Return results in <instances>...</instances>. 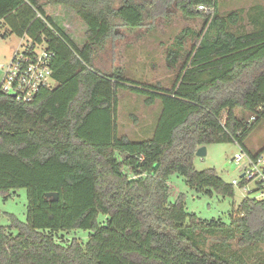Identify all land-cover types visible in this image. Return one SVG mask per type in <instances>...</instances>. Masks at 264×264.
Returning <instances> with one entry per match:
<instances>
[{"label":"trees","instance_id":"1","mask_svg":"<svg viewBox=\"0 0 264 264\" xmlns=\"http://www.w3.org/2000/svg\"><path fill=\"white\" fill-rule=\"evenodd\" d=\"M117 1L0 0V27L53 51L56 81L29 103L0 92V195L28 191L26 221L10 213L11 224H0V264H238L224 250L264 242V199L251 193L233 203L229 223L202 219L184 193L171 199L169 180L178 174L195 191L234 197L235 185L216 170L195 168L198 148L236 142L264 152L246 144L264 119V0L255 28L242 32L234 30L242 11L222 14L218 0ZM48 5L77 13L87 26L83 45ZM172 5L204 22L168 47V65L181 64L171 88L100 64L119 27L139 29ZM122 90L162 104L151 137L120 135ZM73 230L89 236H59Z\"/></svg>","mask_w":264,"mask_h":264},{"label":"rangeland","instance_id":"2","mask_svg":"<svg viewBox=\"0 0 264 264\" xmlns=\"http://www.w3.org/2000/svg\"><path fill=\"white\" fill-rule=\"evenodd\" d=\"M218 1L219 11L222 14L234 10L242 11V19L238 27H234L235 31H250L255 28L254 19L261 12L263 0ZM117 2L119 4V0ZM47 11L58 24H61L70 33L77 44L81 46L85 43L87 26L75 11L62 5H48ZM203 22L202 18H186L177 5L168 8L162 7V10L153 19L148 20L139 29L130 30L119 27L116 36L120 39L111 37L106 45V50L100 52V64L107 65L105 69H108L109 66H120L124 69L127 78L139 83H159L166 88H171L180 72L181 64L176 68L168 65L167 49L185 29L199 31ZM29 42L27 37L12 34L8 26L0 27V63L9 62L15 50L22 49L23 45H27ZM195 42V38L188 37L187 49L190 50ZM2 77L3 71L0 70V82ZM162 108L159 101L147 106L142 95L134 94L128 90L120 91L117 116L120 135L134 140L151 137ZM246 144L253 151L264 147V119L249 135ZM206 146V156L195 157V168L200 171L214 169L229 183H232L234 179L239 181L245 161L241 165H237L232 158L240 152V146L236 142L211 143ZM169 183L172 191L171 199L174 200L180 193H184L189 212L197 213L202 219L222 218L227 223L230 221L229 211L232 204H238L251 189L255 188L254 181L246 186L235 185V196L223 197L218 193L210 196L191 189L185 179L178 174L172 175ZM0 208L2 211L0 224L6 226L11 224L10 213L25 222L28 211L27 189L11 191L7 199L0 195ZM59 236L65 242L73 238L85 240L88 238L89 232L73 230L60 233ZM220 241L221 239L213 240L215 243H220ZM224 252L238 264H264V242L244 249L239 248L233 242Z\"/></svg>","mask_w":264,"mask_h":264},{"label":"built area","instance_id":"3","mask_svg":"<svg viewBox=\"0 0 264 264\" xmlns=\"http://www.w3.org/2000/svg\"><path fill=\"white\" fill-rule=\"evenodd\" d=\"M198 8L200 11H214L206 5H200ZM43 46L29 42L23 45L22 49L15 50L9 62L0 63V70L3 71L1 93L10 95L18 102L29 103L34 101L41 90L55 87L52 68L54 52ZM240 149L232 160L237 165H241L243 161L245 163L240 180L234 179L232 183L234 185L245 183L243 186H246L254 181L255 188L247 195L254 193L255 198L264 199V152L252 155L241 146Z\"/></svg>","mask_w":264,"mask_h":264},{"label":"water","instance_id":"4","mask_svg":"<svg viewBox=\"0 0 264 264\" xmlns=\"http://www.w3.org/2000/svg\"><path fill=\"white\" fill-rule=\"evenodd\" d=\"M207 154V146H201L198 148L196 155L199 157H204ZM243 176V175H242ZM47 197L52 198L54 201L59 200V194L57 192H48Z\"/></svg>","mask_w":264,"mask_h":264},{"label":"crops","instance_id":"5","mask_svg":"<svg viewBox=\"0 0 264 264\" xmlns=\"http://www.w3.org/2000/svg\"><path fill=\"white\" fill-rule=\"evenodd\" d=\"M247 147H248V149H249L250 151H252L253 153H256V152H258V151H260L261 149L264 148V147H261V148L256 149L255 151H253L248 145H247Z\"/></svg>","mask_w":264,"mask_h":264}]
</instances>
